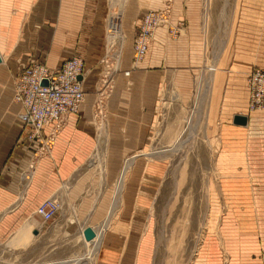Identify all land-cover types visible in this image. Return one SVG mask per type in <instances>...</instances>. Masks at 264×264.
Listing matches in <instances>:
<instances>
[{"label": "rangeland", "instance_id": "374dc122", "mask_svg": "<svg viewBox=\"0 0 264 264\" xmlns=\"http://www.w3.org/2000/svg\"><path fill=\"white\" fill-rule=\"evenodd\" d=\"M51 1L53 9L47 11L48 17H39L36 11L34 43L28 41L33 20L23 9L13 10V16L19 15L12 18L14 32H1L0 38L2 33L6 40L13 38L5 42L14 46L7 60L15 53L20 58L19 50L26 53L27 46L34 51L32 58L22 57V71L34 59L48 64L52 49L63 53L61 65L71 57L87 61L75 54L81 49L80 31L98 36L103 33L101 56L86 69L87 81H91L86 86V101L90 99L94 106L89 129L94 132L92 144L98 149L87 160L89 166L74 179L83 184L82 194L70 199L64 191L56 193L60 209L52 221L45 222L36 214L39 205L35 209L29 206L26 191L0 212V264H76L79 260L78 264H84L82 260L94 250L100 235L102 243L89 264H104L106 241L119 237V229L129 232L133 219L130 210L135 208L129 199L141 191L150 197L142 248L139 250L138 244L130 254L122 250L120 264L124 257L126 264H229L242 241L259 243L264 264V117L256 116L264 107L252 112L248 101L245 114L236 115L234 120V125L244 130L229 128L231 136L222 135L226 133L224 116L238 109L248 75L254 67L264 68V0ZM61 3L66 7L63 10L61 5L60 12H64L69 26L74 27L75 22L79 25L73 43L56 40L60 22L56 6ZM155 10H166V17L147 57L136 63L134 35L143 15ZM113 13L121 16L116 23L122 32L111 42L108 36ZM125 21L129 26L122 25ZM85 50L90 51V47ZM126 70L131 71L129 79L123 75ZM154 71L163 76L151 92L155 81L148 80V74ZM138 75L143 77L140 85L134 82ZM122 78L126 88L121 91L117 83ZM15 80L12 77L13 85ZM220 80L225 82L227 97ZM147 97L153 99L152 108L143 102ZM115 98L120 99L122 115L111 111ZM150 109L153 114L148 123ZM20 112L16 116L19 122ZM237 117L245 122L238 123ZM251 120L253 124H249ZM8 129L0 122V130ZM60 134L42 144L31 141L27 134L36 150L31 167L22 175V191L43 157H51ZM2 140V145L8 146L10 138ZM114 147H138L123 155L115 172L108 168ZM126 160H132V165L119 189ZM145 164L142 181H136L134 190L128 186L130 179ZM5 214L13 219H6ZM106 221L108 227L102 232ZM2 222L7 224L4 229Z\"/></svg>", "mask_w": 264, "mask_h": 264}, {"label": "crops", "instance_id": "0c3cea01", "mask_svg": "<svg viewBox=\"0 0 264 264\" xmlns=\"http://www.w3.org/2000/svg\"><path fill=\"white\" fill-rule=\"evenodd\" d=\"M39 2V4H37ZM21 3V4H20ZM20 4V5H19ZM55 4V3H54ZM19 5V6H18ZM57 5V4H56ZM61 5L62 9L65 7L63 4H58L56 6V10L60 13V22L58 26V30L56 31V40L60 43L68 44L74 39H76V35L79 31V25L77 22L73 24L71 27L69 26L70 23L67 22L66 18H63L65 16L64 12L61 14ZM18 6V7H17ZM53 4L51 0H23L20 2V0H0V33L1 32H10L13 33L15 28V23L12 22L13 17H17L19 15L13 16V10L14 9H23L27 10L29 13L28 18L33 20V28L29 29L28 32V41L29 42H35V22L37 18L36 11L39 13V17H43L44 19L48 17V12L53 9ZM149 6H152L149 5ZM63 9V10H64ZM31 12V13H30ZM121 16L118 18V15L113 13L110 18V26L109 28L115 29V22L117 19H120ZM123 26H129L127 21L122 24ZM122 27V26H120ZM120 27L117 28V31L115 30V33L122 32ZM81 49L79 50L80 53L78 56L85 57L87 61L85 60L86 69L87 67H91V65H94L97 61V59L100 58L102 50H103V33L100 34V36L96 35L95 33H91L86 30H81ZM110 34L111 30H109ZM122 34V33H121ZM119 34V35H121ZM4 34H1L0 38V56L2 57V63L0 64V122H4L6 127H9L8 130H0V171L1 177H0V212L5 209V207H9V205H13L15 201L21 196V194L26 191L27 202L29 203V206H31L33 209H35L38 205H40L41 202L52 199V200H58L56 193L58 191H64L68 198L75 199L77 196L81 195L83 190V184H81L79 181L75 182L74 179L76 177H79L80 171L83 169H86L87 160L95 153V151L98 149V146L93 145V137L92 134H94L93 131H90V127L93 124V103L89 100L86 101L88 105L83 106L81 110L80 115H72L68 118V122L64 129L61 131V134L59 136V141L56 145L53 147V154L51 157L44 156L42 161L39 162V165L37 166V170L33 172L32 175V181L28 182L25 189L21 188L20 181L22 180V175L24 172H26L27 168L33 163L35 159V145L32 144L31 141L26 139L27 132L24 131L23 123L16 118L18 113L21 111L20 105L16 104L13 101V87H14V81L12 82V77L14 79L18 74L21 72V62L22 57H30L32 58L35 56L34 51H31L30 46L28 47V50L26 53H24L23 50H19V52L22 51L21 57L19 58V54L15 53L14 56L11 57V60H7V56L11 54L13 50V44L10 46L5 45V42L7 41L11 42L13 40L12 36H10V39L6 40L3 38ZM116 36V35H115ZM6 37V35H5ZM73 43V42H72ZM58 46H61V44H58ZM86 47H90V51L85 50ZM24 49V47H22ZM14 51V50H13ZM63 53L59 51L58 49H52L50 57L48 58V64H46L48 67L56 69L61 66V55ZM67 56V55H66ZM64 56V57H66ZM84 58V59H85ZM125 58V57H124ZM123 58V62H124ZM126 59V58H125ZM25 61V60H24ZM31 62L35 63H43L41 61H35L32 60ZM126 62V60H125ZM179 75V74H178ZM181 75V72H180ZM163 74L160 71H154L152 74H148V80L155 81V85L151 86V92L156 88V83L159 78H162ZM181 77V76H179ZM137 84L140 85L142 83L143 77H140V75L134 77ZM94 79V77H93ZM92 79V80H93ZM155 79V80H154ZM88 77L86 78V86L91 83V81H87ZM88 83V84H87ZM154 82H150L149 84H152ZM227 83V82H226ZM225 85V82L220 80V87L222 88ZM91 86H94V83H92ZM118 89L126 88L125 85V79H119V82L117 83ZM180 86V85H179ZM187 85H185L186 87ZM226 87V85H225ZM225 97H227V87L225 90ZM249 93L248 88L246 86L244 92H241L240 100L238 105V109L235 110V112L231 113L230 116L225 115V130L226 133L222 134L225 135L226 138H229L230 135L229 128L236 129V131L244 130L243 127L234 125L235 116L238 114H245L243 112H246L247 105L249 101ZM119 100L120 99H113L111 102V111L119 113L122 115L119 107ZM152 97H147L143 99L144 104H147V106H151L149 108H152L154 103H151ZM227 100V98H226ZM93 101V100H92ZM236 104V103H235ZM87 107V108H86ZM151 110L153 112V109H150L148 111L147 115V122L150 119V116L153 114L151 113ZM260 115H256L257 118L264 117V112L259 113ZM115 116V115H114ZM115 120L116 117H115ZM255 120V119H254ZM254 120H251L249 124H253ZM149 123V122H148ZM251 126V125H250ZM223 127V128H224ZM251 128V127H249ZM231 136V135H230ZM250 136V135H249ZM4 137H9L10 141L8 142V146H3L4 141L2 140ZM142 139V137H141ZM140 142V141H139ZM141 143V142H140ZM9 144L10 147H9ZM137 148H128V147H114L112 149V153L114 157L111 159L110 163L108 164V168L111 171H116L119 169V164L123 162V155H126V153H132L134 150L137 151ZM141 149V145H140ZM228 151V149L226 148ZM134 151V152H135ZM238 152V150H237ZM150 153V152H149ZM147 154V153H145ZM141 154V155H145ZM121 156V157H120ZM134 157V156H133ZM131 157V158H133ZM139 157V156H137ZM137 157H134L136 159ZM128 160V159H127ZM126 160V162H127ZM125 162V163H126ZM148 164H145V167H141V170L138 172H134V178L130 179V183L128 186L132 187L135 190L134 186H136V181L140 182L143 172L146 171V166ZM153 168V167H152ZM137 168L135 166L133 167V170L135 171ZM136 175V176H135ZM113 179V178H112ZM142 181V180H141ZM147 185V184H146ZM154 186V185H153ZM133 193V190L130 189ZM60 193V192H59ZM24 194V195H25ZM53 195H56L55 197H51ZM133 198H130V206L132 207L130 210L131 214H133L131 229L128 231H124L123 229H119L120 232H118L119 237L115 238L113 237L112 240H107L106 243L108 245L106 248H104V253L107 255L105 259H103L104 264H120L121 263V253L122 250L128 251L127 253L130 254V252L133 250L135 246H138V249L140 250L141 242L143 239V231L145 228V221L147 218V212L149 209V202L150 197L142 191L134 196ZM48 198V199H47ZM37 209V208H36ZM14 213V211L11 213V215ZM10 214H5L4 217L6 219L12 218ZM7 224L5 222H2L1 227L4 229V227ZM111 238V237H109ZM240 243V242H239ZM237 244L236 242V249L234 250V256L231 257V262L229 264H263L261 260V254L262 252L260 249L259 243L253 242V241H242L240 244ZM121 249V250H120ZM116 257L118 259L116 261ZM127 257L123 258V263H127Z\"/></svg>", "mask_w": 264, "mask_h": 264}, {"label": "built area", "instance_id": "2783aa9c", "mask_svg": "<svg viewBox=\"0 0 264 264\" xmlns=\"http://www.w3.org/2000/svg\"><path fill=\"white\" fill-rule=\"evenodd\" d=\"M165 11H149L143 15L133 38L136 63L147 57L156 31L166 17ZM115 24L114 30L109 28L113 32L108 36L111 42L115 39V30L120 27L119 23ZM86 75L85 61L80 57L65 60L58 69L32 62L20 72L15 80L14 101L21 107L19 119L31 141L40 144L46 140L54 141L66 126L68 118L81 113L87 95ZM123 75L130 77L131 71L126 70ZM247 87L250 111L263 108L264 68L254 67L248 75ZM59 209L57 200L48 199L37 207L36 214L45 222H50Z\"/></svg>", "mask_w": 264, "mask_h": 264}, {"label": "bare ground", "instance_id": "6f19581e", "mask_svg": "<svg viewBox=\"0 0 264 264\" xmlns=\"http://www.w3.org/2000/svg\"><path fill=\"white\" fill-rule=\"evenodd\" d=\"M1 57V56H0ZM1 59H2V57H1ZM1 63H2V61H1ZM0 63V64H1ZM125 77V76H124ZM126 79H129L130 77H125ZM203 81V80H202ZM87 97V96H86ZM84 104H86V100H85V103ZM199 104L200 103H198L197 105L199 106ZM201 105V104H200ZM85 106V105H84ZM196 108V107H195ZM194 108V109H195ZM197 109V108H196ZM193 115V114H192ZM188 123H189V125H191L192 124V117L191 118H189V121H188ZM163 152H166V151H160L159 153H163ZM132 165V160H129L127 163H126V165H125V169L123 170V173H122V176H121V179H120V182H119V189H122V187H123V182H124V176H125V174H126V172H127V170L130 168V166ZM112 216V215H111ZM107 227H108V221H106L104 224H103V226H102V232H104L106 229H107ZM91 237V236H90ZM93 237V236H92ZM101 243H102V235H100V239H98V241H97V244H96V247L94 248V250L93 251H91L90 253H89V255H88V257H86V260L84 259V260H82L83 262H84V264H89V260H91V257L93 256V254H94V252L97 250V248H98V246L99 245H101ZM80 261V260H79ZM79 261H78V263H79ZM72 262V261H71ZM78 263H76V264H78ZM81 263V262H80ZM69 264V263H68Z\"/></svg>", "mask_w": 264, "mask_h": 264}, {"label": "water", "instance_id": "95a60500", "mask_svg": "<svg viewBox=\"0 0 264 264\" xmlns=\"http://www.w3.org/2000/svg\"><path fill=\"white\" fill-rule=\"evenodd\" d=\"M1 61H2V59H1V57H0V63H1ZM43 84L46 85L47 82L44 81ZM236 121H237L238 123H244V122H245V119H244V118H241V117H237ZM87 233H88L91 237L94 235V234H93V231H92L91 229H88V230H87Z\"/></svg>", "mask_w": 264, "mask_h": 264}]
</instances>
